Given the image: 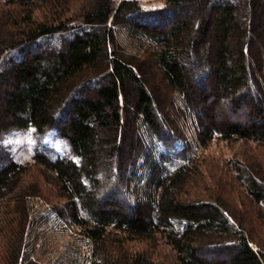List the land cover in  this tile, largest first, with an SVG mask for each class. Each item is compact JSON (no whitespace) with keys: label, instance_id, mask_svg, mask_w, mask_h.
Listing matches in <instances>:
<instances>
[{"label":"trees","instance_id":"trees-1","mask_svg":"<svg viewBox=\"0 0 264 264\" xmlns=\"http://www.w3.org/2000/svg\"><path fill=\"white\" fill-rule=\"evenodd\" d=\"M140 13L138 0H93L81 22L59 13L11 25L20 32L0 39V140L12 131L59 132L68 154L35 152L31 164L62 190L66 201L54 209L87 243L83 264H164L127 247L156 236L181 264H264L222 200L183 195L198 148L215 139L264 146V0H166L143 13L147 21L133 18L149 46L147 59L132 62L112 50V27ZM180 99L186 116L176 127L164 114ZM5 151L0 142V234L19 229L10 249L19 264L26 216L10 203L29 166ZM235 169L264 209V177L240 162Z\"/></svg>","mask_w":264,"mask_h":264},{"label":"rangeland","instance_id":"rangeland-1","mask_svg":"<svg viewBox=\"0 0 264 264\" xmlns=\"http://www.w3.org/2000/svg\"><path fill=\"white\" fill-rule=\"evenodd\" d=\"M138 1L141 13L129 19L125 17L124 22L112 27L115 38V47L112 50L132 62L147 59L149 46V41L144 36L134 33L131 23L133 18L137 22H144L146 18L143 13L163 10L166 5V0ZM56 5L51 6L44 0L27 6L1 2L0 39L15 37L20 30L16 27L11 29V25L25 23L29 17L33 21H44L62 13L63 18L70 19L72 23L81 22L83 13L92 7L93 0H64ZM57 45L55 40L51 43L54 48H57ZM14 56L18 58L20 54L16 53ZM174 95L171 96L173 101ZM223 99L229 102V97ZM179 101L177 107L164 114L167 120L172 121L170 124L176 127H180L186 116L181 107L183 105L181 99ZM185 131L190 141L194 129L189 128ZM58 133L56 129L48 130L42 135L33 129L12 131L0 140L4 151L10 154L6 156L29 166L22 174L16 191L18 202L10 203V209L26 216L25 247L19 264H83L85 259L87 243L73 229L67 228L56 215L54 208L66 201L62 190L55 185L52 175L42 166L31 164L35 152H46L52 157L68 154ZM143 139L145 141V138ZM145 146L153 147L146 142ZM198 149L200 153L198 166L195 167V173L183 189V195L192 200L200 199L213 203L215 199L222 200L227 206L224 208H228L232 214H236L241 219L249 236L255 240L254 246H258L264 252V209L248 197L242 176H239L235 169L236 163L240 162L244 170L254 168L264 177V146L252 141L215 139L209 142L205 149ZM8 198L13 199L11 196ZM2 212L3 210H0V215ZM12 230L14 232L12 236L0 234V264H18L16 253L10 249L11 245L18 242L19 229L13 225ZM127 247L134 253L145 252L153 260L164 264H181L176 252L163 236L130 243Z\"/></svg>","mask_w":264,"mask_h":264}]
</instances>
